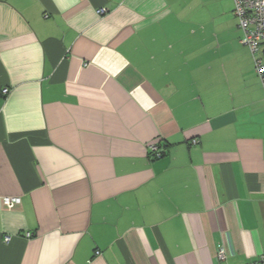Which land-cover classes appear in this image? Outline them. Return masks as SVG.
Listing matches in <instances>:
<instances>
[{"label": "crops", "instance_id": "crops-1", "mask_svg": "<svg viewBox=\"0 0 264 264\" xmlns=\"http://www.w3.org/2000/svg\"><path fill=\"white\" fill-rule=\"evenodd\" d=\"M240 37L232 0H0V264L256 262L264 89Z\"/></svg>", "mask_w": 264, "mask_h": 264}, {"label": "built area", "instance_id": "built-area-1", "mask_svg": "<svg viewBox=\"0 0 264 264\" xmlns=\"http://www.w3.org/2000/svg\"><path fill=\"white\" fill-rule=\"evenodd\" d=\"M97 12L102 14L105 10L99 9ZM233 14L237 18V26L241 31L240 42L251 52L255 71L264 89V0H233ZM8 91V88H3L1 92L7 94ZM196 142L195 139L192 140V143ZM149 150L156 158L163 153L155 144L150 145ZM6 201H8L7 198ZM26 236L29 237L31 234L27 232ZM3 240L9 242L10 236L5 235ZM217 255L221 260L225 258L222 247L218 249ZM248 264H264V254L259 256L256 262Z\"/></svg>", "mask_w": 264, "mask_h": 264}, {"label": "trees", "instance_id": "trees-1", "mask_svg": "<svg viewBox=\"0 0 264 264\" xmlns=\"http://www.w3.org/2000/svg\"><path fill=\"white\" fill-rule=\"evenodd\" d=\"M236 20H237V18H236ZM162 155H164V153H162ZM162 155H161V156H162Z\"/></svg>", "mask_w": 264, "mask_h": 264}, {"label": "rangeland", "instance_id": "rangeland-1", "mask_svg": "<svg viewBox=\"0 0 264 264\" xmlns=\"http://www.w3.org/2000/svg\"><path fill=\"white\" fill-rule=\"evenodd\" d=\"M232 2H233V0H232Z\"/></svg>", "mask_w": 264, "mask_h": 264}]
</instances>
